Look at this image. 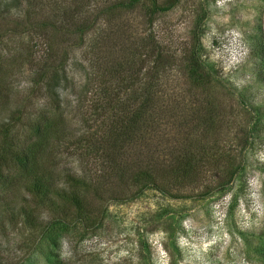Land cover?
I'll return each instance as SVG.
<instances>
[{"label": "rangeland", "instance_id": "obj_1", "mask_svg": "<svg viewBox=\"0 0 264 264\" xmlns=\"http://www.w3.org/2000/svg\"><path fill=\"white\" fill-rule=\"evenodd\" d=\"M109 3L83 4L76 16L88 21ZM27 5L2 27L0 18V159L14 155L6 142L22 152L38 142L37 127L59 122L36 169L49 200L0 164V264H264V0H179L150 28L162 49L157 66L133 58L148 35L140 8L95 22L76 48L71 19L65 38L30 30L29 22L61 24L65 12ZM55 41L68 47L70 82L57 90L56 118L43 57ZM20 54L27 59L14 60ZM195 61L197 80L188 73ZM126 68L150 72L139 91L157 74L161 100L141 135L108 134L115 111L96 117L95 132L87 119L104 70L127 77ZM43 70V83L30 80ZM186 156L193 169L184 175L174 161ZM105 165L126 177L105 178ZM56 191L81 196L82 222L71 228Z\"/></svg>", "mask_w": 264, "mask_h": 264}, {"label": "trees", "instance_id": "obj_2", "mask_svg": "<svg viewBox=\"0 0 264 264\" xmlns=\"http://www.w3.org/2000/svg\"><path fill=\"white\" fill-rule=\"evenodd\" d=\"M87 1L88 3H81L80 1L77 7L73 5L71 6L72 8H65L63 7V4L58 5L57 3L59 2L57 0H20V2L18 0H0V18L2 20L1 27L3 26V16L9 14L10 10L13 9V7L16 10L21 11L22 7L19 6L26 3L28 4L27 7L31 10L32 8L39 5H52L51 7H55V9H57V12L61 13L62 17L63 12H65L64 17L68 19L61 22V24L46 23L47 21L39 24H33L29 22V25L31 26V32H34L35 34L37 33L39 35L41 34L44 39L47 37L43 34L50 33L51 35L52 33H54L53 36L61 35L65 38L68 36V22H70L71 19L72 23L70 26L73 30L70 32L74 33V35L77 37V43H74L73 46L79 48L81 47V42L83 41L84 36L87 32L93 29V24L95 22L99 21L100 19L102 20L103 18L111 20V17L113 15L116 16V14H119L122 16L123 12L124 14H131L134 10L140 8L143 16L145 17V25L146 29H148V35L145 38L139 37L140 45L136 50L137 52H134L133 58L140 60L143 59L144 61L151 60L153 63L151 64L157 66V64L161 60L162 49L156 45L155 36L152 35L150 28L157 16H159L160 14H165L174 9L178 5L179 0H170L169 5L166 6L158 5L155 0H105L109 1L110 3L98 12L99 15L92 17L88 21H84L83 18H78L76 16V13L77 11L80 12L83 9V7H81L83 4L85 8L89 5H92V2H95L96 0ZM25 17L26 19H29V14L27 13ZM81 19L82 21H80ZM120 23H122V21ZM46 40L48 41V38ZM49 41L52 40L49 39ZM148 42L152 46L151 52L145 51V44H148ZM57 43L59 42L55 41L47 44V49L43 54V57L47 61L45 63L47 66L46 70L51 72L49 77H47V79L45 80V72L43 70L42 72L44 73H38L36 79H30L31 81H35L37 84H41L45 80L47 91L51 92L53 101L55 102V104L52 105L51 109V115H53L54 118L57 117L56 115H54V113L59 112L61 109V102L58 98L57 90L62 89L63 91H65L68 88V83H70L65 73V65L68 60L67 56L69 54L68 47L65 44L61 46ZM27 56L20 54L17 55L14 60L19 58L23 61L27 59ZM126 69L132 72L128 73L127 77L122 76V70L118 72H108V69L104 70L102 79H100L102 80L101 87H103V90L101 93H99V95L98 93H96L92 97V112L90 115L95 119H93L92 122L91 117L90 119L88 118L87 121L89 122V125H87V127L96 126V117L101 116V114L104 115L107 112L112 111L111 113H113V111H115V130L112 129V125L114 123L109 124L108 134L125 136L132 133V131H136L137 135H141L139 132H141V130L145 128L144 126H147V123L145 122V124L144 121H149L148 116L150 112L154 110V107L157 106L158 102L161 100V87L157 86L159 80L156 74L155 78L153 77L152 81L147 82L146 87L143 88L144 91H139L137 88L141 89L140 87L143 84V78L145 76H148L150 72L147 71L146 73H143L142 68L137 69L136 71H133L131 68ZM188 73L191 78L196 80L200 79L201 74H199V71L197 69L196 61L189 66ZM149 77L150 76H148V79ZM47 122L45 123V127H37L35 130L34 135H37L38 142L28 144L27 147L22 152H20L16 149L12 150V143L11 141H8L9 143L6 142L7 145L5 151L11 152V154L13 153L14 155L12 154L13 157L4 156L3 159H0V164H3L5 166L2 167L6 170L7 173L11 172L13 169L17 170L18 172L21 171L22 173H24L30 181V184L25 185V190L28 193H31L33 196L42 197L44 201L47 199L49 200V198H45L44 196H50L51 190L49 188V185L44 182L40 176H38L36 169H38L39 165L37 162L43 159V154L46 153V147L50 144V141L53 137L52 134L57 132L56 126L59 121H56L51 125L47 124ZM96 129L97 126L95 127V132ZM100 130L102 132L106 130L104 125L101 126ZM125 140L126 138L123 139L122 142H124ZM138 140H142L140 136L138 137ZM37 152H39L40 154H36ZM175 160L176 161H174V164H176L177 172L182 170V173L186 175L190 171H192V160L189 156L181 159L176 158ZM102 168L106 169L105 174L107 175H105V178L109 179L113 176V174L119 179H123V177H126L125 173H120L116 169L117 167L115 168V170L114 167H107V165ZM0 171H2V168H0ZM137 177L139 176H136V178ZM66 180H68V175L66 176ZM68 193L69 194H66L63 191H61V193L60 191H56L54 195L64 205V209L61 210L63 212V216H65L66 218L75 219V223L73 222V225H71L72 228L74 227V225L82 222V220L80 219V215H82L84 203L79 194L74 192ZM51 205L54 208H58L52 201Z\"/></svg>", "mask_w": 264, "mask_h": 264}]
</instances>
